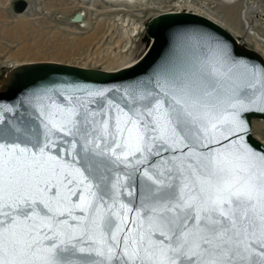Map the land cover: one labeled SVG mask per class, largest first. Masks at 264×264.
I'll list each match as a JSON object with an SVG mask.
<instances>
[{
	"label": "snow or ice",
	"instance_id": "obj_1",
	"mask_svg": "<svg viewBox=\"0 0 264 264\" xmlns=\"http://www.w3.org/2000/svg\"><path fill=\"white\" fill-rule=\"evenodd\" d=\"M80 91L0 127V264H264V151L241 100L206 78ZM122 166L147 182L134 205Z\"/></svg>",
	"mask_w": 264,
	"mask_h": 264
},
{
	"label": "water",
	"instance_id": "obj_2",
	"mask_svg": "<svg viewBox=\"0 0 264 264\" xmlns=\"http://www.w3.org/2000/svg\"><path fill=\"white\" fill-rule=\"evenodd\" d=\"M27 0H12L22 12ZM146 46L130 64L114 69L82 66L56 60L24 61L0 73V127L32 125L42 104L59 97L80 95V90L106 91L117 102L133 86L155 87L165 82L211 80L221 99L235 97L249 109L245 116L250 134L245 141L259 151L264 143L251 132L253 118L264 120V59L253 48L237 43L231 32L212 19L189 10H166L151 15L144 26ZM211 38V39H210ZM223 45V50L218 43ZM110 90V91H108ZM226 143V141H221ZM212 147H217L213 145ZM166 154L164 158H167ZM157 165L160 160H156ZM127 174L124 202L135 204L144 185L142 175L121 167ZM131 191L132 196H127Z\"/></svg>",
	"mask_w": 264,
	"mask_h": 264
},
{
	"label": "rangeland",
	"instance_id": "obj_3",
	"mask_svg": "<svg viewBox=\"0 0 264 264\" xmlns=\"http://www.w3.org/2000/svg\"><path fill=\"white\" fill-rule=\"evenodd\" d=\"M11 1L0 0V73L29 60L103 69L131 63L146 46L147 19L163 10L205 12L253 47L256 40L243 29L244 17L264 39V0H28L20 13L12 11ZM251 132L264 143V120L253 118Z\"/></svg>",
	"mask_w": 264,
	"mask_h": 264
},
{
	"label": "built area",
	"instance_id": "obj_4",
	"mask_svg": "<svg viewBox=\"0 0 264 264\" xmlns=\"http://www.w3.org/2000/svg\"><path fill=\"white\" fill-rule=\"evenodd\" d=\"M243 21H244L245 28H246L249 36H252L253 38L257 39L261 43L260 44L261 45V51L264 53V47H262V44H264V39L259 38L258 36L254 35V33L252 31L253 29H251L248 24L246 25V18L243 17Z\"/></svg>",
	"mask_w": 264,
	"mask_h": 264
},
{
	"label": "bare ground",
	"instance_id": "obj_5",
	"mask_svg": "<svg viewBox=\"0 0 264 264\" xmlns=\"http://www.w3.org/2000/svg\"><path fill=\"white\" fill-rule=\"evenodd\" d=\"M116 1V0H115ZM118 1V0H117ZM120 1H125V2H131V3H135V2H137L138 0H120ZM139 1H141V0H139ZM145 1V0H144ZM121 3V2H120ZM123 3V2H122ZM139 3V2H138ZM137 3V4H138ZM143 3V2H142ZM141 3V4H142ZM128 4V3H127ZM244 23V22H243ZM248 33V32H247ZM259 44H261L257 39H255ZM129 64V63H128ZM128 64H125V65H128ZM125 65H123V66H125ZM121 67V66H120Z\"/></svg>",
	"mask_w": 264,
	"mask_h": 264
}]
</instances>
